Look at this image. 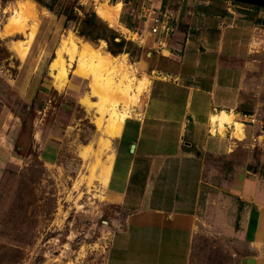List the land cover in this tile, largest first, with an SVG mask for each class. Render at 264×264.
<instances>
[{"label": "rangeland", "instance_id": "obj_1", "mask_svg": "<svg viewBox=\"0 0 264 264\" xmlns=\"http://www.w3.org/2000/svg\"><path fill=\"white\" fill-rule=\"evenodd\" d=\"M25 1L0 0V264H106L111 238L124 226L127 217V212L109 199L105 186L109 180L105 169L113 162L108 160L107 152L110 147L115 152L119 140L113 138L109 148L100 142L104 129L95 122L98 111L81 103L83 96L91 95L88 79L76 76L69 67L64 85L57 88L52 75L55 70L49 65L63 39L71 36L76 41L89 42L102 53L125 55L132 74L140 78L148 75L144 71L148 67L165 64L161 51L175 43L174 32L182 33L187 25L175 21L174 32L153 34L145 8L161 6L160 0H54L52 10L31 0L35 5L33 11L22 9ZM169 1L172 3L168 8H173L170 10L173 14L181 17L186 13L187 0H167L161 12ZM189 1L195 2L194 6L205 5L201 0ZM227 1L232 2L233 14L226 11ZM99 2L121 6L116 24L110 25L96 14ZM210 3L224 12L219 29L232 20L236 25L219 30L225 42L229 43L228 36L238 31L247 36L243 26L251 29L248 34L253 37L245 50L249 54L240 51L235 58L245 78L241 107L253 113L235 114L245 125V137L232 138L231 126H226L229 155L206 156L215 175L225 177V189L233 191L235 182L244 175L264 183V27L261 26L264 6L256 7L244 0H210ZM93 10L112 30L116 43L111 46L118 53L109 48L111 33L98 40L79 33L78 24L81 26L85 15ZM15 11H19V22L10 23ZM32 32L34 38L29 42ZM22 46L27 53L20 56L18 49ZM66 57L64 60L68 62ZM146 92L141 94L140 107L136 109L142 108ZM91 99L98 103L102 100ZM124 107L119 101V111H124ZM102 120L103 124L105 117ZM145 145L149 149L162 147L161 142L153 144L149 140ZM171 148L173 152L175 143H169L167 149ZM175 160H170L171 175L177 171ZM188 160L182 158L180 163ZM195 160L198 162L191 159ZM197 171L199 176V166ZM104 178L106 181H101ZM194 243L191 264H235L228 252L232 248L221 241L198 235Z\"/></svg>", "mask_w": 264, "mask_h": 264}, {"label": "crops", "instance_id": "obj_2", "mask_svg": "<svg viewBox=\"0 0 264 264\" xmlns=\"http://www.w3.org/2000/svg\"><path fill=\"white\" fill-rule=\"evenodd\" d=\"M161 1L155 7L165 6L167 0ZM171 3L165 9L173 10ZM194 3L187 0L181 17L174 12L187 29L174 32L177 41L161 51L165 64L144 70L151 77L142 108L137 117L125 119L115 138L119 143L105 186L127 217L111 238L106 264H191L198 235L231 247L235 264H264V183L244 175L227 191L225 177H217L206 159L230 153L227 130L210 133L211 114H253L241 107L245 78L235 64L236 54L245 53L253 38L251 29L242 25L247 36L238 31L225 42L219 30L236 27L233 20L219 29L225 18L220 6ZM147 140L162 147L149 149ZM172 142L176 148L170 152ZM182 158L189 160L180 163ZM195 158L198 162L191 161ZM171 159L178 160L172 175Z\"/></svg>", "mask_w": 264, "mask_h": 264}, {"label": "bare ground", "instance_id": "obj_3", "mask_svg": "<svg viewBox=\"0 0 264 264\" xmlns=\"http://www.w3.org/2000/svg\"><path fill=\"white\" fill-rule=\"evenodd\" d=\"M106 2H99L95 6V12L100 18L109 22L110 25L116 24L121 6L110 5ZM33 6L35 8L31 0H26L22 9L33 11ZM19 19V11H15L9 18L10 23L19 22ZM34 33H30L29 42L34 38ZM102 43L104 44L103 41ZM26 49L28 50V45ZM26 49L24 47L21 50L18 49L19 55H26ZM64 56H67L68 62H65ZM49 66L55 70L52 75L55 77L57 88L64 85L69 67L73 68L72 71L76 76L88 79L89 94L91 95L83 96L81 103L98 111L95 122L103 125L104 136L100 139V142L106 148L110 147L113 138L120 135L125 119L139 115V109H136V107L139 106L141 94L148 90L150 84L151 76L145 74L138 78L132 74V67L126 64L125 55L119 57L111 55L108 51L102 53L99 48H94L89 42H81V40L79 42L71 36L63 39ZM93 97L102 100L98 103L99 101L95 102L91 99ZM119 101L124 103V108H126L124 111H119L117 108ZM104 117L106 121L102 124V118ZM209 124L210 133L213 135L216 133L223 135L226 126H231L232 138L242 140L245 137L243 128L245 125L238 121L235 113L231 111L220 110L211 114ZM110 149L112 148H109L107 156L108 160L113 161L114 152ZM111 167L112 163L105 169L108 176H110ZM105 178L101 181H106Z\"/></svg>", "mask_w": 264, "mask_h": 264}, {"label": "trees", "instance_id": "obj_4", "mask_svg": "<svg viewBox=\"0 0 264 264\" xmlns=\"http://www.w3.org/2000/svg\"><path fill=\"white\" fill-rule=\"evenodd\" d=\"M38 2H40L41 4H43L44 6H46L47 8H49L50 10L53 9V4H54V0H36ZM256 5V4H255ZM261 5H256V7H259ZM242 10H245L242 8H240ZM81 26L78 27L79 29V33L81 35H84L86 37H91V39L93 40H98L99 38H105V34L106 33H111L110 35V40H108L109 42V48H111V52L112 53H117L119 52V50H113L111 44H115V36L112 33V30H110V28H108L105 24H103V22H101L97 16L95 15L94 10L91 11L90 14H86L84 19L82 20ZM127 28H130V24H127ZM121 42H123V40H120V42H118L119 44H121Z\"/></svg>", "mask_w": 264, "mask_h": 264}, {"label": "built area", "instance_id": "obj_5", "mask_svg": "<svg viewBox=\"0 0 264 264\" xmlns=\"http://www.w3.org/2000/svg\"><path fill=\"white\" fill-rule=\"evenodd\" d=\"M203 1V3L205 5L210 4V0H201ZM232 2L231 1H227L226 2V11L228 13H231V6ZM235 7H239V5H235ZM151 8V10H150ZM242 8V7H239ZM146 11H148L147 13V18H149L150 16V28H151V32L153 34H164L167 35L169 32H174L175 29V16L173 14V11H170V9H164L163 12H161L160 8H153L151 7H146L145 8ZM150 10V11H149Z\"/></svg>", "mask_w": 264, "mask_h": 264}, {"label": "water", "instance_id": "obj_6", "mask_svg": "<svg viewBox=\"0 0 264 264\" xmlns=\"http://www.w3.org/2000/svg\"><path fill=\"white\" fill-rule=\"evenodd\" d=\"M244 1L250 2L254 5L256 4V5L264 6V0H244ZM263 25H264V19H263Z\"/></svg>", "mask_w": 264, "mask_h": 264}, {"label": "flooded vegetation", "instance_id": "obj_7", "mask_svg": "<svg viewBox=\"0 0 264 264\" xmlns=\"http://www.w3.org/2000/svg\"><path fill=\"white\" fill-rule=\"evenodd\" d=\"M263 19H264V16L261 17V26L264 27V25H263Z\"/></svg>", "mask_w": 264, "mask_h": 264}]
</instances>
